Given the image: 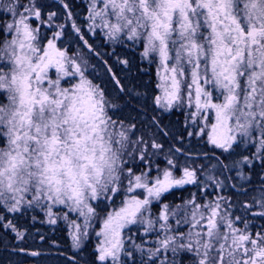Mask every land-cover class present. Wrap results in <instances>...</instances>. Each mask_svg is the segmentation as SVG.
I'll use <instances>...</instances> for the list:
<instances>
[{
  "label": "snow or ice",
  "instance_id": "6c2138e0",
  "mask_svg": "<svg viewBox=\"0 0 264 264\" xmlns=\"http://www.w3.org/2000/svg\"><path fill=\"white\" fill-rule=\"evenodd\" d=\"M0 264H264V0H0Z\"/></svg>",
  "mask_w": 264,
  "mask_h": 264
}]
</instances>
